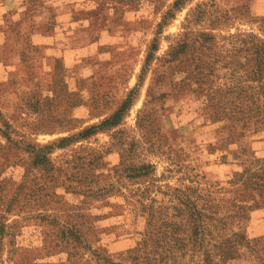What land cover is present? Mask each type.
I'll return each instance as SVG.
<instances>
[{
    "label": "rangeland",
    "instance_id": "374dc122",
    "mask_svg": "<svg viewBox=\"0 0 264 264\" xmlns=\"http://www.w3.org/2000/svg\"><path fill=\"white\" fill-rule=\"evenodd\" d=\"M263 20L0 0V264H264V122L229 93Z\"/></svg>",
    "mask_w": 264,
    "mask_h": 264
},
{
    "label": "trees",
    "instance_id": "16d2710c",
    "mask_svg": "<svg viewBox=\"0 0 264 264\" xmlns=\"http://www.w3.org/2000/svg\"><path fill=\"white\" fill-rule=\"evenodd\" d=\"M178 4L179 2L177 1L174 7H177ZM262 27L264 28V20L262 21ZM244 45V51L246 53L245 65H242L245 68L244 73L239 78V81L230 86L229 93L236 92V98L239 100L242 99L241 95L246 93L245 97L248 101L246 104V113L256 118L257 121L264 122V39L256 38L254 34H250L248 39L245 40ZM243 108V101L233 104V109L237 111L242 112ZM112 118L115 119L116 115ZM247 183L253 182L248 180ZM193 216L200 217L196 210L193 212Z\"/></svg>",
    "mask_w": 264,
    "mask_h": 264
}]
</instances>
